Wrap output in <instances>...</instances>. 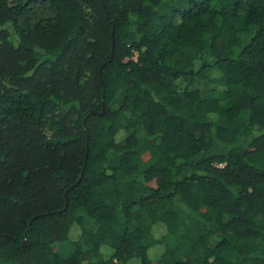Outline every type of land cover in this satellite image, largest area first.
<instances>
[{"label":"trees","instance_id":"16d2710c","mask_svg":"<svg viewBox=\"0 0 264 264\" xmlns=\"http://www.w3.org/2000/svg\"><path fill=\"white\" fill-rule=\"evenodd\" d=\"M0 264H264V0H0Z\"/></svg>","mask_w":264,"mask_h":264},{"label":"rangeland","instance_id":"374dc122","mask_svg":"<svg viewBox=\"0 0 264 264\" xmlns=\"http://www.w3.org/2000/svg\"><path fill=\"white\" fill-rule=\"evenodd\" d=\"M121 135H122V132L119 133V134L117 135V139H118ZM78 232H79L78 226L74 225V226L72 227V230L69 232V236H70V238H71V239L76 238L77 235H78ZM159 247H160V246H155V247H153V248L150 250L149 255H150L151 257H154V255H153V250H154V249H158ZM104 251H105V253H108V252H110V249H109L108 247H104Z\"/></svg>","mask_w":264,"mask_h":264},{"label":"water","instance_id":"95a60500","mask_svg":"<svg viewBox=\"0 0 264 264\" xmlns=\"http://www.w3.org/2000/svg\"><path fill=\"white\" fill-rule=\"evenodd\" d=\"M111 46H112V49H113V43L111 44ZM103 111H104V107L102 106V109H101V111L99 112V114H102ZM91 112H92V110L90 111V113H91Z\"/></svg>","mask_w":264,"mask_h":264}]
</instances>
